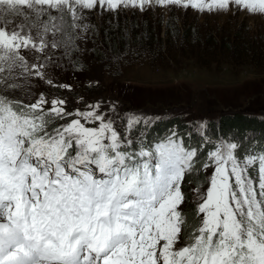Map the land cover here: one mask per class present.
Masks as SVG:
<instances>
[{
	"label": "snow or ice",
	"instance_id": "1",
	"mask_svg": "<svg viewBox=\"0 0 264 264\" xmlns=\"http://www.w3.org/2000/svg\"><path fill=\"white\" fill-rule=\"evenodd\" d=\"M171 6L264 15V0H0V264H264V136L245 147L201 123L198 147L175 130L146 141L140 117L122 134L99 103L17 95L33 79L71 89L46 71L94 27L86 10ZM197 163L211 175L185 239L181 186Z\"/></svg>",
	"mask_w": 264,
	"mask_h": 264
},
{
	"label": "rangeland",
	"instance_id": "2",
	"mask_svg": "<svg viewBox=\"0 0 264 264\" xmlns=\"http://www.w3.org/2000/svg\"><path fill=\"white\" fill-rule=\"evenodd\" d=\"M95 10L96 12L100 11L99 8ZM120 10L122 12L128 10L141 12L139 9L131 8H121ZM147 10L152 12L155 20L161 16V24L168 16L172 17V20L176 21L175 27L178 29H182V22L188 21L189 28L192 27L194 30L196 28L200 31L205 28H215L220 32L225 28L230 31L228 36L235 37L233 39L239 38L242 31L254 34V38L264 36V15H248L244 11H237L234 6L228 12L212 13L198 12L191 7L185 10L176 6L150 7ZM86 12L89 11L86 10ZM105 12L109 14L112 11L103 13ZM96 14L95 19L98 18ZM84 22L92 25L88 19ZM163 29L165 32L166 29L162 26L158 30L160 37H162ZM91 30L92 28L82 34L83 39H77L79 48L90 50L95 47L99 50L100 56L89 55V51L83 55L82 61L85 63V67L76 70L80 72L78 77L83 81H74L71 84V89L73 88L71 93L74 94L71 99L72 103L67 101V111L74 112L76 109L85 111L87 105L99 103L98 111L104 114L106 120L112 119L117 130L123 134L126 120L121 118L125 114H165L177 112L180 109L185 112L182 115L188 123V132L195 133V137L199 141H201V137L198 126L201 123H206L205 134L213 140L218 139L215 138L218 133L219 137L224 139L253 138L255 143L244 142L253 147L261 144L258 134L253 130L237 132L233 127H230L223 131L220 129V121L226 116H233L264 122V117H261L264 116V65L258 64L259 67L253 68L251 65H242L237 61L227 64L223 61L213 60V58L206 60L200 58V54L197 55L199 48L187 51L185 44H171L172 41L170 43L166 39L161 43V49L154 55L148 49L150 52L140 53L137 56L128 54L115 61L108 57L105 48H100L97 42L94 44L91 41ZM233 33L235 34L233 35ZM94 57L99 61H96ZM57 58L58 56L53 55V59ZM51 74V71L48 70L47 76L50 79H52ZM46 85L44 81L36 83L33 79L30 91L18 93L25 100L34 102V95L42 92ZM83 86L91 87L93 91L85 92ZM94 94L95 97H93ZM58 97L66 100L62 95ZM81 97L82 100H80ZM142 116L143 114L140 115V117ZM215 120H218L216 127ZM213 132L214 136L211 134ZM188 145L193 147V141ZM187 175L190 176L183 181L181 186L185 197L181 206L182 210H187L190 206L196 208L199 201L194 190L199 187L200 191H204L207 188V177L211 175V170L208 172L199 170L195 175L193 172L187 173ZM190 179H193L195 184L190 185L187 182ZM197 180H201V182H196ZM190 209L187 214L189 215L191 212L189 215L191 217L193 211ZM185 220L184 238L187 239L191 231H187L189 223L186 218Z\"/></svg>",
	"mask_w": 264,
	"mask_h": 264
},
{
	"label": "trees",
	"instance_id": "3",
	"mask_svg": "<svg viewBox=\"0 0 264 264\" xmlns=\"http://www.w3.org/2000/svg\"><path fill=\"white\" fill-rule=\"evenodd\" d=\"M95 13H97L96 15H98V18H101L100 20L98 18L95 19ZM100 13V11L96 12V10L85 12V15L89 17L88 20H90V22H92V26H94L91 30V41H93L94 44L97 42V45L100 46V48H105L107 50V55L111 60L117 61L128 54L137 56L140 53L147 52L148 49L151 50V52H148L154 55L159 49H161V43L166 39V41L169 40L170 43L172 41L171 44H185L187 51L192 50V48H199L197 55L200 54V58H204L206 60L213 58V60L223 61V63L227 64H233V61H237L242 65H251L253 68L255 66L259 67L258 64L264 65V36H257L254 38V34H248L247 32L242 31L239 38L233 39L235 37L232 35L228 36L230 31L225 28L221 29L220 32H218L215 28H205L201 31L196 28L194 30L192 27L189 28V25L187 24L188 21L182 22V29H178L175 27L176 21L172 20V17L168 16L166 19L167 21L165 20L161 24V16H158L155 20L151 14L152 12L149 10L140 13L136 10L123 12L118 10L116 12H110L109 14H106L107 12H102L103 14L101 15ZM101 20L103 22H99ZM160 26L166 29L165 32L164 29L162 31V37L159 36L158 32ZM234 34L235 33H233V35ZM77 41L78 40L76 39L74 47L67 52V55H65V49L63 48L59 50H51L53 55L58 56V58L54 59L55 63L48 67L46 74H48V70L51 71V78L56 85L65 84L71 86L74 81L82 80L78 77L80 72L76 70H79L81 67H85L82 57L88 53V51L89 55L100 56L97 48L93 47L90 48V50L79 48ZM95 60L99 61L96 58ZM57 65H60V67L58 68ZM35 82L39 83L43 81H36L35 79ZM91 89V87L83 86V90L85 92L93 91ZM71 91H73V88L68 90L52 87L48 84L42 90L45 96L50 100L53 97L62 95L66 101L72 103L71 99L74 93H71ZM17 95L20 98H23L20 93H17ZM38 96L39 93L35 94L33 100ZM95 96L96 95L94 94L93 97ZM25 102L27 103L32 101L25 100ZM230 127H233V129L237 130V132H242V130H253L256 134H258L259 138L264 136V122L261 123L254 120H245V117L233 116H226L221 119V130H228ZM164 129V125H159L153 128L149 134L146 133L145 138L151 139L154 135L156 136L164 131ZM248 146L251 145L245 144V147ZM198 164L199 163H197L196 169L192 171L193 175H195L196 171H199ZM190 175H187L184 180ZM187 182H189L190 185L195 184L193 179H190ZM196 182H201V180H197ZM189 208L193 211V216L191 217L189 216L191 212L189 215L187 214ZM195 209L196 208L191 206L188 207L187 210L183 209V214L189 223V228L187 229L189 232L195 225L198 224Z\"/></svg>",
	"mask_w": 264,
	"mask_h": 264
}]
</instances>
